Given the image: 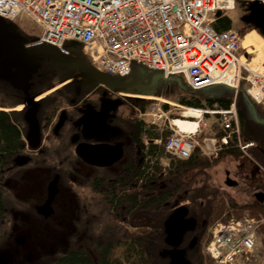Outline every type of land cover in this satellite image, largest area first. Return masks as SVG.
Wrapping results in <instances>:
<instances>
[{"label": "flooded vegetation", "instance_id": "af4514ba", "mask_svg": "<svg viewBox=\"0 0 264 264\" xmlns=\"http://www.w3.org/2000/svg\"><path fill=\"white\" fill-rule=\"evenodd\" d=\"M50 64L49 59L41 62V66L44 68L52 65ZM29 75L25 88H20L10 81V76H15L17 79L14 68L10 71L0 72V110L8 112L13 123L21 125L24 139V145L12 153V164L7 165L5 159L0 161V237L4 228L26 220L29 212L40 218L43 225L49 223L56 213L55 200L57 197L52 202L54 214L45 217L39 214L38 207L46 202L48 186L55 175L58 174L61 180V176L68 173L71 178L70 188L79 194L77 208L74 209L73 201L67 205V208H72L71 217L80 223V234H76V237L84 236L85 243H87V238L92 239L91 246L99 247L102 240L98 234L102 236L101 233L104 231H100V228L104 225L110 226V222H115L116 214L113 209L110 210L104 204L98 193L103 192V185L107 184L106 176H110V173L118 171L121 167L125 170L128 169L131 160L128 153L134 144L135 130L132 127L135 97L122 96L117 90L98 84L93 78L87 77L85 73L69 68L58 69L55 67L51 70L42 68L33 73L30 72ZM132 77L144 83H150L146 78ZM56 81H58L56 84L42 88L44 85ZM123 91L137 92L132 89ZM31 112L39 126V135L37 136H29L30 121L27 115ZM119 144L122 145L124 156L108 166L90 164L83 156L77 154L78 146L83 149L84 154H87L89 150L97 146L114 147ZM255 147H258L257 151L264 157V148L258 144ZM140 153L142 154L141 150L138 155H141ZM227 159L226 166L232 167V170L226 168L223 182L226 183V180L231 178L237 182L235 186H238L241 179L250 180L253 182L254 190L251 193L250 201H245V204L259 202L264 205V201H260L256 197L259 192L264 193V174L259 171L255 162L243 156ZM147 160L148 157L143 153L141 158L139 156L138 163L145 164ZM86 171H96V173L88 175ZM38 173L51 176L45 182L43 198L40 202H38L37 195L30 194L27 192L30 189L24 188L27 186L25 182L29 181L32 184L35 174ZM80 189L83 191L80 192ZM111 192L115 198L116 190L112 189ZM13 212L17 214V221L11 218ZM187 217L197 219L195 230L186 233L179 246V248L186 249V257L189 259V250L192 249L190 247L197 243V234L201 232L199 231L200 220L197 216L189 211ZM4 234L7 235L8 232ZM23 234L25 233H19L18 237ZM73 238L76 242L75 247L71 246L73 248L70 247L63 252V256L75 254L77 251L82 253L83 246L78 244L79 239ZM194 238L196 240L191 245ZM17 244L19 243L17 242ZM170 248L167 244L162 248L167 264L170 261ZM75 259L69 264H77L79 256ZM0 264L5 263L0 260Z\"/></svg>", "mask_w": 264, "mask_h": 264}, {"label": "built area", "instance_id": "2783aa9c", "mask_svg": "<svg viewBox=\"0 0 264 264\" xmlns=\"http://www.w3.org/2000/svg\"><path fill=\"white\" fill-rule=\"evenodd\" d=\"M232 5L233 0H0V15L29 14L43 26L42 40L58 47L69 39L85 43L94 62L110 74L129 73L137 60L166 76L184 73L194 88L221 82L239 87L245 81L253 97L264 104V70L242 62L237 31L218 32L211 25V13ZM243 68L250 74L242 75ZM218 112L225 127L234 128L235 107ZM164 115L160 109L152 112L153 121L161 122ZM198 144L192 129L173 128L166 149L188 157ZM205 149L214 152L216 142L206 143ZM256 223L247 218L220 224L210 243L212 255L231 263L252 251Z\"/></svg>", "mask_w": 264, "mask_h": 264}, {"label": "trees", "instance_id": "16d2710c", "mask_svg": "<svg viewBox=\"0 0 264 264\" xmlns=\"http://www.w3.org/2000/svg\"><path fill=\"white\" fill-rule=\"evenodd\" d=\"M214 26L218 30H228L233 27V21L229 16H222L216 19ZM44 69H55V66H46ZM134 71H137L135 65ZM137 72L141 77L148 76L151 79L154 74L153 71ZM156 93L183 105L209 108H228L234 95L232 89L222 85L213 90H194L184 77L178 75L168 80L160 79ZM145 104L142 100L134 101L132 128L135 133L134 144L128 153L131 157L128 169L122 167L118 172L106 176L107 184L103 185V192L98 191L99 198L116 214L115 222L100 228V231L104 230L101 233L104 240L110 244L100 251L98 262L93 261L91 253L86 250L62 255L53 264H69L77 256V264H167L161 250L166 246L164 225L172 211L180 205L188 206L190 212L200 220L201 233L197 234L198 241L189 250L192 263L210 264L204 252L208 229L226 209L227 197L231 208L238 213H264L263 204L240 203L229 193L216 188L206 177L208 170L217 165L221 158L242 156L235 138L223 148L218 157L212 159L198 149L187 159L170 158L164 151L163 143L155 142L160 137L159 131L136 116L135 106ZM237 107L244 141H254L264 148V123L260 121L264 120V109L252 103L244 93L239 94ZM20 126L12 122L8 112L0 110V161L5 159L7 165L12 164L14 150L24 145ZM256 148H252V152L264 164V157ZM139 150L148 157L145 164L138 163L142 155H138ZM165 160L167 165L164 164ZM112 189L116 190L115 198ZM204 220L206 224H202ZM113 246L117 250H112Z\"/></svg>", "mask_w": 264, "mask_h": 264}, {"label": "water", "instance_id": "95a60500", "mask_svg": "<svg viewBox=\"0 0 264 264\" xmlns=\"http://www.w3.org/2000/svg\"><path fill=\"white\" fill-rule=\"evenodd\" d=\"M249 10L251 14L248 19H253L254 25L259 28L264 35V6L258 0L253 1L249 5ZM221 15L222 11H217L216 16L219 17ZM17 34L14 24L7 23L0 17V72L10 71L12 70L11 68L14 67L17 73V79H15V76H10V81L14 82L20 88H25L28 81V74L32 70L38 69L40 61L45 58L50 59L57 66L67 67L72 70L77 69L85 73L87 77L93 78L95 82L111 89H135L143 94L153 95L156 92L159 80L162 78V74L157 73L153 76L150 84L142 83L135 78L121 81L120 79L95 70L87 64L83 57H71L49 44L35 45L27 48L23 43L24 38L19 39ZM72 45L76 46L77 43L73 42ZM27 118L30 121L29 136L39 135V126L33 113H29ZM77 153L79 156H83L90 164L108 166L122 158L123 148L121 144L114 147L101 145L89 150L87 154H84L83 149L78 146ZM58 179L59 176L56 175L50 182L47 201L45 204L38 207V212L44 214L46 217L54 212L52 202L59 190ZM227 184L234 186L237 182L228 178ZM256 197L260 201H264V193H258ZM188 213V207H177L165 222V242L172 247L169 250V264H191L185 257L186 250L178 247L184 235L196 228V219L187 217ZM25 239L26 237L22 235L17 241L18 243H23ZM195 240L196 238L191 241V245H193Z\"/></svg>", "mask_w": 264, "mask_h": 264}, {"label": "rangeland", "instance_id": "374dc122", "mask_svg": "<svg viewBox=\"0 0 264 264\" xmlns=\"http://www.w3.org/2000/svg\"><path fill=\"white\" fill-rule=\"evenodd\" d=\"M250 0H241L239 4H236L234 10L226 12L233 21V24H239L240 19L244 18L243 8H246V5H249ZM244 20V19H243ZM241 20V21H243ZM16 22L18 20H15ZM247 31L253 30L250 24H245ZM20 29L29 35L30 37H36L41 32L40 26L31 18L27 16L22 17L20 23ZM263 59H260V62ZM144 70L143 67L138 66L137 71ZM182 76V75H178ZM221 86H211L208 89H218ZM216 116L207 117L206 120L211 125V127L206 131V135L213 136L216 130L217 125L212 123L215 122ZM226 159L222 160L216 167H211L207 172V178L213 182L216 188H219L222 191L231 193L234 195V198L240 203H245V201L251 198V193L253 192V182L247 179H241L238 186L230 187L223 182L225 179L226 168L232 170V167L226 166ZM228 160V159H227ZM85 172V170H83ZM86 173H96V171H89ZM37 175V176H36ZM64 178L59 182V193L56 196L55 207L56 213L51 221L46 225L42 224V220L34 214L28 213V218L24 221L14 223L15 225H9L4 228L3 234L0 237V260L4 261L5 264H48L49 262L55 260L63 252L67 251L71 246L75 247V240L73 238L74 234H80V226L77 224V219L72 218L71 214L73 213L72 208H67V205L73 201L75 208L78 204V193L76 190L70 188L71 178L68 173H65ZM50 179V175L35 174L33 183L26 181L24 188L30 189L27 192L30 194L37 195L38 202L43 198V189L47 179ZM78 181H80L78 179ZM32 186V190H31ZM26 188V190H27ZM83 190L80 189V192ZM229 193V194H230ZM230 194V195H231ZM28 196V195H25ZM226 215L222 216L223 220L229 218H236L241 216H248L253 213H238L233 211L231 215L228 214L229 198H226ZM75 211V210H74ZM230 216V217H228ZM11 218L14 221L18 220L16 212L11 213ZM220 220V219H218ZM211 229V228H210ZM8 232L7 235L4 233ZM19 233L26 234V241L24 245L17 244V238ZM23 234V235H25ZM80 243H83L84 236H77ZM208 237L210 238V230L208 231ZM264 239V237H263ZM71 247V248H73ZM48 251V252H47ZM93 261L98 262L99 257H93Z\"/></svg>", "mask_w": 264, "mask_h": 264}, {"label": "bare ground", "instance_id": "6f19581e", "mask_svg": "<svg viewBox=\"0 0 264 264\" xmlns=\"http://www.w3.org/2000/svg\"><path fill=\"white\" fill-rule=\"evenodd\" d=\"M242 46L253 56L254 62L264 59V37L255 29L247 33L243 39ZM177 123L183 124V126L187 124L179 121ZM191 127H194V125Z\"/></svg>", "mask_w": 264, "mask_h": 264}]
</instances>
